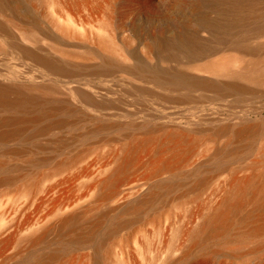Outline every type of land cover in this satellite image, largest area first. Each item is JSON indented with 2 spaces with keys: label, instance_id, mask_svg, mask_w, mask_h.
I'll list each match as a JSON object with an SVG mask.
<instances>
[{
  "label": "rangeland",
  "instance_id": "1",
  "mask_svg": "<svg viewBox=\"0 0 264 264\" xmlns=\"http://www.w3.org/2000/svg\"><path fill=\"white\" fill-rule=\"evenodd\" d=\"M15 1L21 10L10 14L44 37L37 49L55 45L56 52L63 49L84 65L72 66L73 76L60 83L69 94L62 97L80 107L73 123L35 140L0 144V157L16 155L26 169L31 157L47 159L14 185L0 187V264H25L38 255L42 264H264V233L252 229L264 219L252 199L256 185L247 189L248 201L234 215L230 235L194 242L201 225L224 208L232 192L236 200L249 177L264 189V133L238 154L231 132L211 136L236 126L244 114L263 119L264 98L248 108L227 98L209 102L194 91L183 101L186 90L156 80L155 70L180 66L165 61L153 45L152 36L169 22L147 0ZM10 14L0 11L11 33L0 32L10 51L0 55V72L18 76L21 66L29 77L44 78L43 69L21 65L14 46L20 41L7 26ZM79 87L94 99H84ZM182 130L191 133L179 151L158 146L166 134ZM139 142L143 146L127 172L114 175ZM179 154L186 159L177 170L156 173ZM116 179L120 187L112 195ZM165 183L173 190L151 199ZM248 213L257 217L246 221ZM69 215L77 219L64 223ZM46 229L42 242L30 241Z\"/></svg>",
  "mask_w": 264,
  "mask_h": 264
},
{
  "label": "bare ground",
  "instance_id": "2",
  "mask_svg": "<svg viewBox=\"0 0 264 264\" xmlns=\"http://www.w3.org/2000/svg\"><path fill=\"white\" fill-rule=\"evenodd\" d=\"M147 3L162 9L167 17L165 21L169 22L166 28L152 36L153 45L162 53L165 61H175L180 66L165 67L164 71L148 68L155 70L156 80L163 84H175L179 89L186 90L183 101L191 100L194 91L201 92L209 102L227 98L243 102L248 108L254 106L255 99L264 98V0H147ZM20 10L21 7L15 0H0V11L10 14ZM10 15L7 26L11 29L12 36L20 41L14 46L22 56L21 65L43 69L42 77L52 75L51 79L58 84H51L44 78L38 79V76L29 77L28 71L21 66H17L16 73L14 72L18 76L0 72V144H8L21 138L35 140L49 131L73 123L80 107L70 97H62V94H69L62 90L60 83L67 81L63 78L73 76L72 66L84 65L82 62H73L63 49L61 52L64 56L56 52L58 49L55 45L37 49L36 45L44 38L41 33L35 27L22 25L16 17ZM0 32L11 34L2 22ZM90 51L95 55L94 51ZM9 52L4 40L0 39V55H8ZM80 88L75 90L81 92L84 99H94L93 92ZM247 115L239 118L236 126H224L211 136L229 131L238 144L235 154L240 153L238 150L241 148L251 149L264 133V118L251 121ZM189 133L190 130L168 133L158 146L179 151L188 142ZM144 142L136 144L124 156L114 175L127 172L135 152ZM184 155L180 157L179 154V158L165 161L156 169V173L177 170L186 159V154ZM46 160L31 157L25 162L30 167L26 169V165L18 163L20 160L16 155L0 157V187L14 185L34 169L44 165ZM256 181V177H249L244 182V188L236 192V200L235 193L232 192L233 197H228L224 208L216 211L201 225L194 236V242L204 245L219 234L228 235L234 225V215L248 201L247 189L250 187H259V193L252 199L255 206L264 212V189ZM112 185L114 195L120 187L119 179ZM173 188L171 183L159 184L152 192L151 199L158 197L162 191H172ZM254 215L248 213L244 220H253L257 214ZM76 219L74 215H69L63 222L70 223ZM260 220L261 225L252 229L257 233H264V219ZM47 230L31 236L30 241L42 242ZM43 261L44 258L38 255L25 264H42Z\"/></svg>",
  "mask_w": 264,
  "mask_h": 264
}]
</instances>
